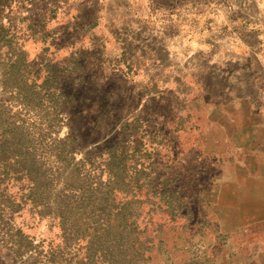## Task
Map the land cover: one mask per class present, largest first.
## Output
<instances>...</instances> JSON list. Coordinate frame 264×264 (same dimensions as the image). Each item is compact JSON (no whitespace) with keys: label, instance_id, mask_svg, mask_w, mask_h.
<instances>
[{"label":"rangeland","instance_id":"1","mask_svg":"<svg viewBox=\"0 0 264 264\" xmlns=\"http://www.w3.org/2000/svg\"><path fill=\"white\" fill-rule=\"evenodd\" d=\"M10 130L47 168L126 155L129 264H264V0H0ZM17 165L0 166V264H112L55 215L58 177L29 196Z\"/></svg>","mask_w":264,"mask_h":264},{"label":"trees","instance_id":"2","mask_svg":"<svg viewBox=\"0 0 264 264\" xmlns=\"http://www.w3.org/2000/svg\"><path fill=\"white\" fill-rule=\"evenodd\" d=\"M1 138L0 166L10 159L15 160L18 164V175L28 181L26 187L29 189V196L42 195L49 189L50 182L45 180L48 175L58 177V182L62 183L61 193L67 199H60L58 212L55 215L60 217L64 227L70 222L76 227L74 240L79 241L89 236L88 247L92 249L94 259L99 250L104 252L101 254L102 258L110 256L109 261L112 264L140 261L144 254L143 250L115 251L121 245H130L132 237L138 234L135 220L130 224L127 222L137 201L127 199L124 195L128 187V175L124 163L126 155H121L118 148H111L110 151H106L108 158L105 163L96 164L90 156L87 159L89 168L82 162L73 166L53 165L47 168L48 166L44 164L41 166L38 164L36 145L27 138L26 134L10 130ZM69 139L75 143V140ZM41 143L44 145L43 148H50L49 151L52 153L57 151L48 143ZM45 154L47 152L39 150L41 157ZM99 155H102V152H99ZM20 203L26 204V201ZM90 228L93 230L92 233L87 232ZM134 241H138V237ZM17 252L20 254L19 250Z\"/></svg>","mask_w":264,"mask_h":264}]
</instances>
